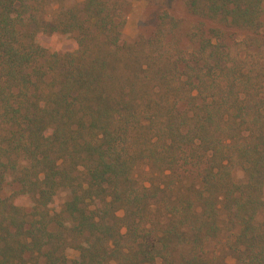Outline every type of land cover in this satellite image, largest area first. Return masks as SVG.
I'll use <instances>...</instances> for the list:
<instances>
[{"label":"trees","instance_id":"obj_1","mask_svg":"<svg viewBox=\"0 0 264 264\" xmlns=\"http://www.w3.org/2000/svg\"><path fill=\"white\" fill-rule=\"evenodd\" d=\"M131 1L0 0V264H264V0Z\"/></svg>","mask_w":264,"mask_h":264},{"label":"rangeland","instance_id":"obj_2","mask_svg":"<svg viewBox=\"0 0 264 264\" xmlns=\"http://www.w3.org/2000/svg\"><path fill=\"white\" fill-rule=\"evenodd\" d=\"M85 0H54L56 4H62L65 7L77 6L78 8ZM162 10H166L173 17L179 19L182 29L185 31L189 24L195 21L194 17L188 11L186 0H132L128 8L126 23L123 28V36L126 41L133 40L139 33L148 35L153 30L154 16ZM64 49H69L64 45ZM235 181H241L243 174L238 168L233 171ZM9 191V189H7ZM119 216L122 213H118ZM210 252H215V256H223L221 246L218 243H212L208 248ZM69 258H75V251L68 252Z\"/></svg>","mask_w":264,"mask_h":264}]
</instances>
